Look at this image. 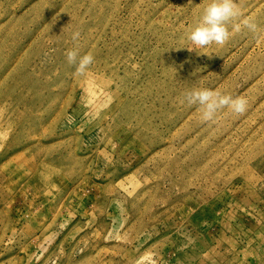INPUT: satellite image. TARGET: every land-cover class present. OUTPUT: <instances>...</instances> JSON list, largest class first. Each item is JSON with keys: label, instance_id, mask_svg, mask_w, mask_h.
Segmentation results:
<instances>
[{"label": "rangeland", "instance_id": "rangeland-1", "mask_svg": "<svg viewBox=\"0 0 264 264\" xmlns=\"http://www.w3.org/2000/svg\"><path fill=\"white\" fill-rule=\"evenodd\" d=\"M208 2L0 0V264H264V0Z\"/></svg>", "mask_w": 264, "mask_h": 264}, {"label": "clouds", "instance_id": "clouds-1", "mask_svg": "<svg viewBox=\"0 0 264 264\" xmlns=\"http://www.w3.org/2000/svg\"><path fill=\"white\" fill-rule=\"evenodd\" d=\"M240 15V9L235 0H209L203 9L199 22L190 30L188 40L200 48H205L213 43L223 44L231 35L228 28L229 21ZM247 26L254 27L250 23ZM78 36L79 33H74L73 40H76ZM77 56L76 50L69 51L67 54L70 63L75 62ZM93 59L91 54L80 57L79 67H87L93 62ZM184 102L200 105L202 118L206 121L213 120L221 107L227 106L235 113H242L247 105L244 98H233L230 95L222 94L219 90L209 88H194L186 92L181 100V103Z\"/></svg>", "mask_w": 264, "mask_h": 264}]
</instances>
